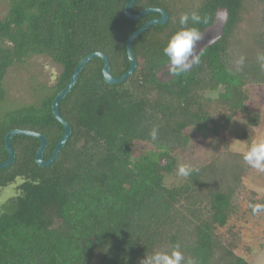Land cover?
Instances as JSON below:
<instances>
[{"label": "trees", "instance_id": "obj_1", "mask_svg": "<svg viewBox=\"0 0 264 264\" xmlns=\"http://www.w3.org/2000/svg\"><path fill=\"white\" fill-rule=\"evenodd\" d=\"M127 1L9 0L0 18V102L10 66L46 55L60 70L37 104L3 115L0 162L8 158L4 137L12 129L44 135L42 157L51 156L64 131L51 103L84 56L103 53L113 77L128 69V35L159 14L130 20L124 15ZM146 8L163 9L168 17L132 40L131 75L108 84L102 59L93 57L59 101L70 134L50 165L35 162L37 138L11 137L14 159L0 169V192L8 185L17 192L0 204V264H140L146 255L174 246L185 262L249 264L235 252L239 239L227 238L234 232L221 229L238 214L243 178L253 168L224 134L238 112L250 123L258 119L248 103L251 88L264 84L257 60L264 54V0H135L130 12ZM184 12L202 17L189 27L201 31L196 51L203 55L173 76L163 49L180 30ZM220 87L216 97L206 96ZM154 126L156 141L149 136ZM193 132L219 138L222 146L181 183L167 184L176 153ZM136 142L152 149L135 155ZM247 202L254 213L264 200Z\"/></svg>", "mask_w": 264, "mask_h": 264}, {"label": "rangeland", "instance_id": "obj_2", "mask_svg": "<svg viewBox=\"0 0 264 264\" xmlns=\"http://www.w3.org/2000/svg\"><path fill=\"white\" fill-rule=\"evenodd\" d=\"M9 0H0V18L6 14ZM210 35L214 37L215 31ZM202 45V43H201ZM200 44L196 48H200ZM60 70V65L53 63L46 55H32L22 63H16L6 70L3 78L4 99L0 102V121L6 111L28 104H37L53 85L54 78ZM222 91L206 92L208 97H216ZM248 108L258 115L256 123H250L243 113H236L225 130V138L230 148L237 152H247L253 143L264 140V84L251 88ZM219 138L204 137L193 132L188 146L176 153V169L174 174L167 175L165 182L179 184L185 176L178 174L181 164L196 169L205 164L221 148ZM152 149L150 143L136 142L133 154ZM245 190L242 191L238 214L231 216L221 230L234 232L229 240H238L236 254L242 256L249 264H264V202L262 209L251 212L247 209V199L264 200V172L251 169L243 178ZM17 192L15 185H8L0 192V204ZM253 192V195H250ZM235 237V239H234Z\"/></svg>", "mask_w": 264, "mask_h": 264}, {"label": "clouds", "instance_id": "obj_3", "mask_svg": "<svg viewBox=\"0 0 264 264\" xmlns=\"http://www.w3.org/2000/svg\"><path fill=\"white\" fill-rule=\"evenodd\" d=\"M193 25L202 22V17L197 12H184L179 16L180 30L175 32L168 40L163 49L164 55L168 58L169 72L173 76L185 73L193 64H199L203 52L197 53L196 46L202 39L201 31L195 27H189V22ZM206 23V19L204 20ZM257 60L262 70H264V54H259ZM244 63V57L239 62ZM149 136L152 141H156L159 136L158 126H154ZM244 161L252 168L264 172V140L253 143L243 155ZM192 172L189 165L181 164L178 168L180 176H188ZM140 264H194L191 259L185 262L183 253L179 246H174L170 252L156 251L151 255H146Z\"/></svg>", "mask_w": 264, "mask_h": 264}, {"label": "water", "instance_id": "obj_4", "mask_svg": "<svg viewBox=\"0 0 264 264\" xmlns=\"http://www.w3.org/2000/svg\"><path fill=\"white\" fill-rule=\"evenodd\" d=\"M134 1L135 0H128L124 6V15L126 18H128L130 20H137L140 17H142L148 13H158L159 17L146 21L142 26H140L139 28H137L136 30H134L133 32H131L128 35V37L126 39V43H125L127 57L129 59V62H130L128 69L119 77H113L110 74L109 61L103 53L92 52V53H89L88 55L84 56L78 62L76 67L74 68V70H73V72L69 78L68 83L65 85V87L62 90H60L55 95V97L51 103V109H52L53 116L63 126V129H64L60 139L57 141L54 149L51 152V156L47 160H44L42 157V152L46 146V139H45L44 135L37 133V132H34V131H29V130L12 129V130L8 131L4 137V144H5V149L8 153V158L4 162H0V169L9 166L14 159V153H13V150H12V147L10 144V140H11V137L15 136V135L31 136V137H35L39 140L40 146L37 148L36 153H35V162L39 166H48L55 160L59 150L64 145L65 141L68 139L69 134H70L69 124L60 116V114L58 112V103L66 95V93L70 90V88L73 86V84L75 83V81L77 79V76H78L80 69L83 67V65L89 59H91L93 57H100L102 59V61H103L102 75H103L105 82L108 84L119 83L121 81H124L126 78H128L131 75V73L133 72V70L136 67V60H135V57H134L133 52L131 50L132 40L139 33H141L143 30H145L147 27H149L151 25L165 23V21L167 20V17H168L166 11L163 9H160V8H146V9L140 10L138 13H131L130 7Z\"/></svg>", "mask_w": 264, "mask_h": 264}, {"label": "flooded vegetation", "instance_id": "obj_5", "mask_svg": "<svg viewBox=\"0 0 264 264\" xmlns=\"http://www.w3.org/2000/svg\"><path fill=\"white\" fill-rule=\"evenodd\" d=\"M159 17V16H158ZM158 17H156V18H158ZM56 77V76H55Z\"/></svg>", "mask_w": 264, "mask_h": 264}]
</instances>
